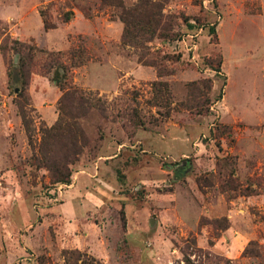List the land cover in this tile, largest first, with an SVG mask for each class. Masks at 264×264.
I'll return each mask as SVG.
<instances>
[{
  "label": "rangeland",
  "instance_id": "rangeland-1",
  "mask_svg": "<svg viewBox=\"0 0 264 264\" xmlns=\"http://www.w3.org/2000/svg\"><path fill=\"white\" fill-rule=\"evenodd\" d=\"M122 1L0 0V264H264V0H151L169 30L140 48ZM73 91L78 155L53 133Z\"/></svg>",
  "mask_w": 264,
  "mask_h": 264
},
{
  "label": "trees",
  "instance_id": "trees-1",
  "mask_svg": "<svg viewBox=\"0 0 264 264\" xmlns=\"http://www.w3.org/2000/svg\"><path fill=\"white\" fill-rule=\"evenodd\" d=\"M116 2L117 0H115V5L118 4V6L123 7L122 0H118V2L117 3ZM139 8L143 9V13H142V17L140 19H137L135 9H139ZM159 10H160L159 6L156 3H152L151 0H140L138 6L132 9L130 12L125 13L126 17H124L125 18L124 20L126 22L127 28L125 30L124 44L129 43L132 46L134 45V47L137 46L138 48H140V46L143 47V44L145 42L152 43L153 36L156 35V32L158 30H161L162 32L168 31L169 29L163 25L165 21L164 15ZM129 18L133 19V21L131 22ZM140 24L144 25V27L147 28V30L149 31L148 34L147 32L145 34L142 33V30L139 27ZM189 26L190 28H192V25H189ZM211 32L213 35L216 34L215 27H212ZM149 35H152V36L149 37ZM130 42H132L133 44H131ZM1 50L4 52L6 48L2 47ZM14 50L16 53L21 55L20 68H21V73L23 77L22 79H24L25 81L27 78V67L26 66H28L26 63V60H27L26 57L31 58L30 55H35V53L37 52L40 53L42 52V50H39L37 47L35 48L33 46H28L25 44H19V46ZM26 50L30 51L29 54H26L27 52ZM209 63H210V66L213 69H215L214 62L210 61ZM221 67H222V62L219 61L216 64L217 69L215 70H217L218 72H221ZM25 83L26 81L24 82V84ZM206 83H207V80H202L201 82H196V83L193 82L191 83L190 88L191 87L197 88L199 85H202L209 92L211 91L212 87L211 86L207 87ZM157 85L160 88H163V90H165L166 94L163 95V100L168 104L171 98L168 94L170 93L168 90V85L160 84V83H158ZM66 97H69L72 101V111L69 114H65V113L64 115L62 114L61 121L59 125L57 126L58 128L57 130H53L54 131L53 133L56 135H59L58 132H60L61 135L68 136V139H70V142L72 143L75 149L74 153L78 155L80 152V146H81L80 142L81 141L83 142V138H84L83 131L81 130L80 125L78 124V119L81 116H84L85 114H87V109L94 106L95 103H93L92 100H90V98L86 97L84 94L77 93L76 91L75 92L73 91V93H66ZM196 108L199 110L201 107L200 105L197 104ZM192 109L193 108L191 107V110ZM73 110H79V112L78 113L76 112L75 114L73 113ZM21 114L23 117V123H24L25 128L27 129V131L28 130L30 131L28 117L24 109L21 111ZM42 151H44L43 148H41V152ZM43 153H46V150ZM49 168L52 172V178L55 183H61V184H67V185L71 184L72 174L67 172V168L63 161H60L54 165H50ZM192 245H196L194 240L192 241ZM189 248L190 246H188V249ZM247 252L248 250L246 251V253ZM197 253H198L197 255H199V258H202V256H204L202 254L203 251L201 250L199 251L197 250ZM190 254L188 255V253L186 252V256H185L186 264H195L194 260H192V258L190 257V256H193L194 253H190ZM64 258H65V264H101L98 261H96L94 258L89 257L86 253H82L78 250L66 251L64 253ZM198 264H205V263L203 261L202 262L199 261Z\"/></svg>",
  "mask_w": 264,
  "mask_h": 264
}]
</instances>
